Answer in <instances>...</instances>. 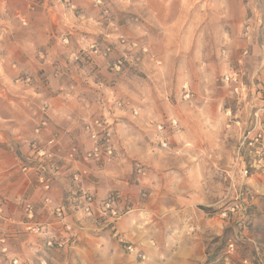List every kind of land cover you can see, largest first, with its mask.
Returning a JSON list of instances; mask_svg holds the SVG:
<instances>
[{"label":"clouds","instance_id":"9594fccd","mask_svg":"<svg viewBox=\"0 0 264 264\" xmlns=\"http://www.w3.org/2000/svg\"><path fill=\"white\" fill-rule=\"evenodd\" d=\"M0 264H264V0H0Z\"/></svg>","mask_w":264,"mask_h":264}]
</instances>
